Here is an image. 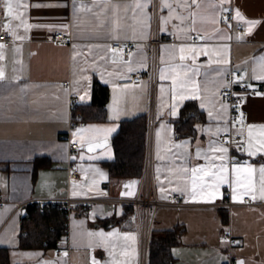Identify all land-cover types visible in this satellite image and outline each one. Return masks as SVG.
<instances>
[{
    "label": "crops",
    "instance_id": "1",
    "mask_svg": "<svg viewBox=\"0 0 264 264\" xmlns=\"http://www.w3.org/2000/svg\"><path fill=\"white\" fill-rule=\"evenodd\" d=\"M10 2L13 10L6 15L0 0V33L12 40L0 41V247L8 249V264H140L136 213L120 202L137 194L140 177L110 178L104 163L115 156L112 137L120 121L148 114L152 0ZM229 7L233 14L226 20L222 10ZM158 27L157 194L178 193L187 205L159 207L152 232L177 233L168 264H226L230 257L236 264H264V0H159ZM54 31L66 38L54 41ZM115 42L129 43V54L113 48ZM230 69L257 89L244 97L247 116L233 130L230 105L219 96ZM131 74L140 77L122 82ZM95 79L108 87L107 119L70 127L71 97L90 102ZM193 112L202 114L194 132L178 135L175 121ZM225 133L244 137L235 152L242 161L230 160ZM74 141L79 147L71 150ZM220 156L226 181L213 189ZM70 163L77 178L69 175ZM234 166L241 171L233 173ZM200 168L205 171L193 175ZM247 197L252 204L239 203ZM225 198L237 204L214 206ZM68 199L75 201L68 253L57 254L64 241L57 247L19 246L25 204Z\"/></svg>",
    "mask_w": 264,
    "mask_h": 264
},
{
    "label": "trees",
    "instance_id": "2",
    "mask_svg": "<svg viewBox=\"0 0 264 264\" xmlns=\"http://www.w3.org/2000/svg\"><path fill=\"white\" fill-rule=\"evenodd\" d=\"M108 87L95 79L92 99L88 103H75L73 112L82 116L81 121L107 119ZM201 112L182 115L175 121V129L180 136L194 132ZM147 135V113H141L120 121L118 131L112 137L115 156L104 164L110 178L141 177L145 158ZM132 205H126L127 212H133ZM68 210L62 201H36L25 204L21 218L20 247H57L68 234L65 220ZM162 236L152 232L147 264H168L171 247L177 242L174 230L164 231ZM0 264H8V249L0 247Z\"/></svg>",
    "mask_w": 264,
    "mask_h": 264
},
{
    "label": "built area",
    "instance_id": "3",
    "mask_svg": "<svg viewBox=\"0 0 264 264\" xmlns=\"http://www.w3.org/2000/svg\"><path fill=\"white\" fill-rule=\"evenodd\" d=\"M233 14V9L231 7L222 10V17L226 20H231ZM159 0H152V37L150 40V60L148 67V74L150 78V103L147 116V137H146V149L145 158L143 163V172L140 177V186L137 194L129 199H121L120 202L132 205L134 207L136 217L138 220V226L140 231V264H147L150 237L152 233V226L154 215L159 207L169 206V207H183L187 203L182 199L181 195L178 193H171L165 197H159L157 194L156 186V176L154 173V125H155V95H156V85H157V73L159 66V47L162 41L159 27ZM237 28H240L241 23H237ZM51 38L56 42H61L66 38V35L62 31H54ZM169 40H174L173 37H169ZM195 39V34H192V40ZM0 41L4 45H9L12 40L8 36V33L2 31L0 33ZM113 48H118L123 50L125 55H128L131 51V45L129 43L115 42L112 44ZM227 85L219 91V96L227 101L231 109V130L240 127L239 117H246L247 111L244 108V97L249 94H256L257 89L253 87L249 82L243 80L240 72L230 69L227 74ZM139 74H131L128 79L122 82H130L138 79ZM75 104L74 97L70 99V127L78 126L81 123L82 116L80 114H75L73 112V106ZM221 139L225 141L230 150V160L231 161H242L243 157L235 154V152H240L243 148L244 137L234 133H225L221 136ZM79 147L78 143L71 142L70 149H77ZM69 175L71 178H77L79 176V171L72 168L71 163L69 164ZM228 190L225 191L227 194ZM94 199H86L83 201L84 204L93 202ZM75 202L71 199L68 201H63L64 208L70 211L71 203ZM243 204H252L253 201L247 197L242 202ZM237 202L232 201L229 198H225L222 201L214 203V206L218 209H230ZM5 202L1 198L0 194V207H4ZM69 214V213H68ZM65 224H68V218L65 220ZM65 247L58 249L57 254L63 255L70 251L69 242L65 238ZM226 264H236L233 257H230Z\"/></svg>",
    "mask_w": 264,
    "mask_h": 264
},
{
    "label": "snow or ice",
    "instance_id": "4",
    "mask_svg": "<svg viewBox=\"0 0 264 264\" xmlns=\"http://www.w3.org/2000/svg\"><path fill=\"white\" fill-rule=\"evenodd\" d=\"M12 10H13V5H12V3L10 2V0H5V13H6V15L11 14V13H12ZM237 17L242 19V17H240L239 12H237ZM16 18H19V17L17 16ZM249 23H252V22H249ZM6 27H7V25H6ZM0 47H2V46H0ZM183 51H184V49L181 48V52H182V53H183ZM184 58H185V57H184L183 55H181V59L183 60ZM2 75H3V73L0 72V77H2ZM74 135H75V134H74ZM261 147H264V143L261 144ZM218 151L221 152V153H226V152H227V148L221 147V148L218 149ZM250 154H254V153H250ZM219 159L222 161V164H221L220 169H219V175L217 176V173H215V172L211 174V175H213V176H215V177L217 178V182H216V183H214V184H212V185H209V187H211V188H213V189L218 188V187H219V184L224 183V182L226 181L225 173H226L228 170L223 166V160H224V157H223V156H220ZM204 171H205V170L202 169V168H200V169H193V170H192L193 175H195L197 172H204ZM231 171H232L233 173H237V172L241 171V169H240V168H237V167L234 166V167L231 169ZM248 171H249V172H253V171H255V170L252 169V168H249ZM259 171H260L262 177H264V167H261V168L259 169ZM205 174L207 175L208 173H205ZM213 196H214V193H210V194H209V199H211ZM233 199H234V200L236 199L235 195L233 196ZM100 235H103V233H100ZM241 264H242V262H241Z\"/></svg>",
    "mask_w": 264,
    "mask_h": 264
},
{
    "label": "bare ground",
    "instance_id": "5",
    "mask_svg": "<svg viewBox=\"0 0 264 264\" xmlns=\"http://www.w3.org/2000/svg\"><path fill=\"white\" fill-rule=\"evenodd\" d=\"M75 142V141H74ZM71 208V207H70Z\"/></svg>",
    "mask_w": 264,
    "mask_h": 264
}]
</instances>
